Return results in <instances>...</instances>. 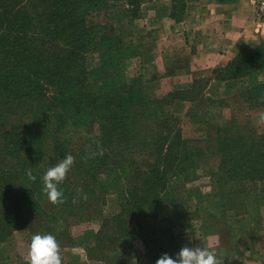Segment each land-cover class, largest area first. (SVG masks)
Returning a JSON list of instances; mask_svg holds the SVG:
<instances>
[{
	"label": "trees",
	"instance_id": "16d2710c",
	"mask_svg": "<svg viewBox=\"0 0 264 264\" xmlns=\"http://www.w3.org/2000/svg\"><path fill=\"white\" fill-rule=\"evenodd\" d=\"M153 1L0 0V244L24 228L32 236L52 234L59 241L54 221L66 225L69 219L84 216L94 201L114 193L108 169L119 172L124 190H119L118 214L103 222L102 228L111 226L102 234V229L94 233L95 241L125 249L123 238L144 242L142 232L151 230L157 235L150 242L162 239L168 244L152 254L137 253V264L144 257L147 264H155L160 250L169 249L168 255L176 252L174 229L183 222L177 220L182 212L174 207L183 200L176 199L179 192L170 186L181 179L190 192L198 191L197 170L205 156L212 157L207 176L210 188L217 189L207 196H224L223 189L235 184L241 195L252 186V192L264 197L263 135H246L231 118L217 127L213 137L183 139L180 122L167 108L175 101H196L195 81L186 91L148 99L140 77L127 79L117 73L135 53L125 39L120 48L105 46V37L99 39L105 75L100 65L87 66L92 37L86 17L91 11L122 2L126 7L122 19L131 22L141 17L142 4ZM189 1L194 0H171L170 17L181 21ZM262 69L264 44H248L224 68L214 71V79L217 83L246 80L239 100L262 109L264 82L256 79ZM216 102L223 106L227 101ZM149 121L153 123L147 127ZM91 125H96L94 135L84 131ZM100 148L103 155L96 154ZM67 154L76 161L59 186L67 202L57 207L43 193L42 177ZM139 154L146 158L144 165L136 160ZM29 170L37 174L31 181L25 180ZM111 181L118 185L116 177ZM239 201L237 207L243 205ZM223 206H231L230 200Z\"/></svg>",
	"mask_w": 264,
	"mask_h": 264
},
{
	"label": "crops",
	"instance_id": "0c3cea01",
	"mask_svg": "<svg viewBox=\"0 0 264 264\" xmlns=\"http://www.w3.org/2000/svg\"><path fill=\"white\" fill-rule=\"evenodd\" d=\"M149 5L151 8L148 13L142 10L144 16L139 21H134L131 27L126 21L128 31L124 35L126 46L135 49V53L126 62L124 74L127 79L141 78L143 92L148 99L155 100L168 93L186 91L197 80L204 83V98L211 99L221 98L219 95L222 93L233 95L237 89L246 85V80L217 83L214 71L231 62L243 46L255 40L264 42V19L257 18L249 0L189 1L181 21H176L169 15L171 0H154ZM195 104L196 101H175L167 110H188ZM152 123L153 121H149L147 127L150 124L152 126ZM180 128L183 139L203 140L207 136V125L193 116H182ZM211 161L210 155L205 156L203 167L206 175L210 171ZM177 188L184 195L183 198H176L178 200L194 197L195 204L205 200L204 192H190L183 182H179ZM235 188L236 185L231 184L223 189L224 196H209V200L218 202V207L209 205L204 209L201 205L196 231H183L177 236V250L169 256L175 258L186 244L190 247L204 245L217 247L224 256V264H264V224L256 230L250 215L238 214L234 207L223 206L229 200L237 199ZM229 189H233L230 195L227 194ZM196 208L197 205L192 212ZM219 217L223 218L225 225L228 237L226 245H221L217 223ZM89 232L92 235L91 242H88V248L83 249V252L95 245L94 233ZM260 244L262 245L259 246ZM67 249L71 250L70 247L63 250ZM118 252L110 251L109 256L106 255L105 259L109 260V264H137V253L141 255L138 250L127 252L121 248ZM69 255V262L63 264H79L72 254ZM62 258H67L65 252Z\"/></svg>",
	"mask_w": 264,
	"mask_h": 264
},
{
	"label": "rangeland",
	"instance_id": "374dc122",
	"mask_svg": "<svg viewBox=\"0 0 264 264\" xmlns=\"http://www.w3.org/2000/svg\"><path fill=\"white\" fill-rule=\"evenodd\" d=\"M252 1H258V0H249V3L251 6L255 9V14L257 18L264 19V15L261 14L257 7L252 4ZM151 3V2H150ZM150 3H144L140 7L141 9V17L138 19H135L129 23V27L132 26L134 21H139L144 14L142 10H146V14L148 13V10L151 8ZM126 7L125 4L122 2H112L107 3L105 6H100L99 8L91 11L88 16L86 17V23L89 28V31L91 33L92 41H91V51L87 54L86 57V64L89 68H97L99 65L101 67V74L102 76L105 75V71L103 70L104 67V60L102 56V46L101 42L99 41L100 38H107L105 39L104 45L105 46H112L115 48L122 47V39H125L124 35L128 31L127 30V22L125 19H122V11H125ZM109 25L112 26V30L109 31ZM128 27V28H129ZM252 45H261L264 44L261 40H255L251 43ZM125 52V51H124ZM126 56L128 54L126 53ZM132 56H129L127 60L124 62V65L118 68L117 73H124L126 62L131 58ZM256 79L258 81L264 82V69H262L258 76H256ZM101 77H98V84H102ZM99 84V85H101ZM203 87L204 83L201 80L195 81V89H194V95L196 96V104L192 108L185 110L177 108H169L167 111L169 114H173L177 120L181 123V117L184 115L188 116H195V118L200 121L201 123H205L207 125V135L213 137L217 127L223 126L226 121H230L231 118H233V121L236 122L237 127L241 130H244L246 135H252V136H264V123L259 122V117L264 114V108L258 109L254 107H249L247 104L241 103V101L238 98V92L240 89H237V92L233 95H229L230 93H227L229 96L225 97L227 94L222 93L221 98L214 97L211 98H204L203 96ZM200 93V95H198ZM200 96V97H199ZM218 96V94H217ZM224 99L227 102L225 104H222L223 106H217L218 103L216 100ZM207 100H213V101H207ZM227 105V106H225ZM183 108V107H182ZM85 132L90 133V135H94L97 133L96 125L88 126L84 129ZM207 137V136H206ZM136 160L140 165H144L146 158L144 155L139 154L136 156ZM204 160L199 164L198 167V173L200 174V179L195 183L197 188L201 190V192H204V201L200 204H195L194 197H187L183 200V202H180L177 206L174 208L176 210H180L182 213L180 216H178L177 220L179 219V222L182 221L180 226H177L174 229V233L179 236L183 231H189L191 233H194L196 231L197 222L199 213L198 211L201 210V205H206V207L211 206H217L218 202L215 200H207L209 199V196H207L211 192L213 193L214 190L210 188V179L206 175V169L203 167ZM208 166V165H207ZM212 166V161L210 165V169ZM207 168V167H206ZM32 176L29 175L26 176L25 180L31 181L36 178L37 174L35 171L31 172ZM119 172L116 169H108L106 171V175L108 176L109 181V187H111L114 191H109L105 196L100 197L96 201L93 202V205L91 208H89L86 212V214L81 217H74L68 220L67 224L65 225L60 220L54 221L52 224L54 231L56 234L60 233L59 236V243L62 247V255L65 252L67 255V258L63 260L64 262H69V258H71L72 254L73 258H75V261H79V264H109V260L107 261L106 255L111 251L118 252V249H123V247L118 248L116 243H113L111 245L107 243L97 242L95 241V245L86 252H83V249H87L88 242H91V233L89 231H92L93 233L98 232L101 230L104 232V230H107L106 228L110 227L111 225H107L106 227H103V222L105 220L110 219L111 217L115 216L119 212L118 207V198H119V190H124V183L121 178L118 177ZM114 177H116L119 182L116 185L112 179L114 180ZM179 182H182L181 179H177L174 183V185H171V188H175L173 192L178 190L177 184L179 185ZM247 191L244 192V194H239L237 199L230 200L229 207H236L239 214H245L248 215L251 213V219L253 222L254 229L259 230V227H261L264 224V197L260 195V193L252 192L254 191V187L249 186ZM186 188L189 190L191 188L190 186H186ZM198 190V191H199ZM212 190V191H211ZM233 189L227 190V194H232ZM176 198L184 197L183 192L182 195L179 193H175ZM170 196H174L173 193H171ZM239 198V199H238ZM241 202L243 205L236 206L237 202ZM205 203V204H204ZM234 203V204H233ZM197 205V208L195 212H192L193 209H195ZM172 209V208H171ZM205 209V208H204ZM174 210V209H172ZM250 210V211H249ZM248 212V214H247ZM207 213V212H206ZM205 213V214H206ZM208 214H211L208 212ZM150 222L147 221L145 224H149ZM218 226L220 228V237H221V245H226V241L228 240V237L225 233V225L223 223V218L217 219ZM108 224V223H107ZM157 225V224H156ZM222 229V230H221ZM90 235H89V234ZM142 236L145 238L146 241H140L136 239H122L121 245L124 246V251L127 252H133L138 250V252L142 255L144 253L150 252L151 254L155 249L160 247L162 249V244L165 242L161 239L158 243L148 242V240H151V238H154L155 235H157L156 232H153L151 230H144L142 232ZM66 236H69L66 237ZM32 235L27 229H20L13 231L11 235L8 236V238L0 244V263L1 264H25L27 253L29 249V245L31 243ZM178 243V239L176 238L174 244ZM19 245V246H17ZM168 244L164 245V248H166ZM260 244L259 246H261ZM170 246V245H169ZM71 248L67 249V251L63 250L64 248ZM73 247V248H72ZM172 248V246H171ZM130 249V250H127ZM169 249H165L164 252L160 250V253L164 254L167 253ZM69 253V254H68ZM118 254H121V251L119 250ZM2 260V261H1ZM148 259L145 257L140 260V264H147Z\"/></svg>",
	"mask_w": 264,
	"mask_h": 264
},
{
	"label": "clouds",
	"instance_id": "9594fccd",
	"mask_svg": "<svg viewBox=\"0 0 264 264\" xmlns=\"http://www.w3.org/2000/svg\"><path fill=\"white\" fill-rule=\"evenodd\" d=\"M262 102H264V98H262ZM259 122L264 123V114L259 117ZM96 154L103 155V149L100 148ZM75 161L76 158L73 155L67 154L43 175L42 191L52 205L59 207L67 202L64 192L59 186L67 179ZM27 174L32 176L30 170ZM77 202L78 200L73 198L72 203L76 204ZM223 257L217 247L204 245L190 247L186 244L175 258L164 253L156 260L155 264H224ZM25 264H63L62 248L56 237L52 234L33 235Z\"/></svg>",
	"mask_w": 264,
	"mask_h": 264
},
{
	"label": "built area",
	"instance_id": "2783aa9c",
	"mask_svg": "<svg viewBox=\"0 0 264 264\" xmlns=\"http://www.w3.org/2000/svg\"><path fill=\"white\" fill-rule=\"evenodd\" d=\"M252 4H254L257 7V10L264 15V0L252 1Z\"/></svg>",
	"mask_w": 264,
	"mask_h": 264
}]
</instances>
